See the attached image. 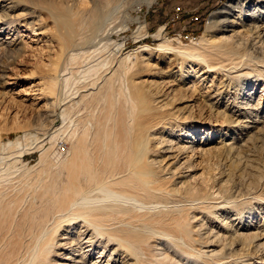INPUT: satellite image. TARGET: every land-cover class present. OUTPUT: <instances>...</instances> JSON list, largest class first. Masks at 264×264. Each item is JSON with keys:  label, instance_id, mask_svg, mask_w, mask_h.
<instances>
[{"label": "bare ground", "instance_id": "1", "mask_svg": "<svg viewBox=\"0 0 264 264\" xmlns=\"http://www.w3.org/2000/svg\"><path fill=\"white\" fill-rule=\"evenodd\" d=\"M253 1L261 7L259 10H256V13L261 12L260 10L264 9V0ZM74 4V0H0V46H4V49L6 46L9 47L8 50L10 56L8 57L11 59L20 56L23 52L22 45L17 41H14L16 38L15 36H13L15 38L12 40L11 38L6 37V34L11 31L13 27L19 24L21 25L22 23L31 25L32 27L33 25H36L37 22L41 20L40 17L34 16L36 11L46 12L53 22L59 43V54L56 55V61L54 62L53 68L50 70L52 76L46 85V92L51 96L50 99L53 100L51 104H56L60 108V115L63 120H66V116L71 108L75 109V107H78L81 103H85L88 99L90 101L94 96L100 97V100L102 98L105 100L107 97L108 100H110L109 97L112 96L111 94L114 92L113 89L115 88L112 86V78L120 67L122 61L130 59L128 56L125 58L121 57V60L112 64L107 70L105 69L106 71L104 70L105 72L99 75L96 81L88 84L86 83L84 84V87L83 85L81 86L82 89L76 90L72 93L68 86L72 77L71 74L74 73L75 70V60H77L80 55L81 57H86L90 56L88 54L96 52L95 50L90 53L88 51L87 54L84 50L93 48L98 40H102L103 36H105L104 33L107 32V29L105 28L107 25H105V23L110 20L109 18L113 14V11L118 8V5L113 6L114 4L109 6V4H111L110 0H103V5H101V7L92 8L91 16L84 20V25L83 22L81 25L79 24L78 18L80 13L74 10ZM233 9L234 7H232V5H225L221 11L216 12L212 16L209 23L210 27H208L209 30H217L227 35L222 34L218 39L207 42L206 45H203V43H205V37H201L193 44L194 47H172L170 45L159 44L157 48H153V50L156 52L166 51L167 53H174L177 56L185 57L187 60L203 63L208 71H220L219 73L228 78L242 77L243 75H233L229 72L230 69H235L234 71L238 73L243 67L249 68L248 64L250 61H257V57H262L264 55V50L262 48L250 44L254 52L253 54H255L256 57L249 61H245L246 54L241 51L242 48L240 45L242 43L240 42L241 38H243L242 33L256 34L259 33L262 28L260 26L248 25L245 26V30L242 29V31H236L237 23L233 20H229L227 17L230 12L234 13ZM82 13L84 12L82 11ZM244 16L246 15L242 14V17ZM239 24L240 23H238V25ZM79 26L87 27L86 32H88V34L79 36L80 33L78 35V30L76 31V27ZM159 35L160 31L156 34V37L158 38ZM261 38L263 37L261 36ZM244 43H242L243 46ZM149 50L152 49L149 48ZM253 63L255 64V62ZM257 65L255 64V66ZM99 67L100 66H92L90 67L91 69L88 68L91 72L96 73ZM99 69L101 70V68ZM231 74L233 76H231ZM226 79L227 78H225V80ZM235 86H237V84ZM224 87L226 86L224 85L222 89ZM229 89L231 88L229 87L228 90ZM124 94L126 101L129 100L131 104L128 111V119L125 123L118 118V122H115V127H110L111 129L109 130L106 129L107 127L103 128V122L100 120L98 122L96 121L97 123H95L97 126L94 130L91 129L87 131L91 135L90 138H88L89 134H87V132H85L86 134L84 133L77 136L74 131L75 133L72 137L69 133L67 136L68 139L71 140V144H69L71 145L69 148V156H63V160L61 159L62 161L59 160L62 158L61 152L57 154L55 151L54 154L46 156V160L43 161L46 164L44 163V165H42V170L39 172L41 176L37 175L36 180H34L32 184H28L27 182L29 181H25V174H21V177L17 176L19 179L18 181H22V183L21 185L19 184V188L18 186L16 187L18 188L17 191H14L15 193L17 192L16 194L13 193L14 195L12 197L10 196L11 198H9V195L7 196L9 200H7L8 198L4 193L0 192V198L3 199V201L0 200V230L5 232L4 228L7 227V224L11 225L12 222L14 223L15 216L17 215L14 214L13 216V208H16L17 206L20 208L21 204L28 199V196H31L28 188L35 189L34 192H36L37 189H43L47 184V180L45 179L46 181H44L42 178L47 175L55 176L57 178V174L52 172L53 169L51 170L52 165L48 159H55V161L53 160L54 162H57V160L62 162L60 164L61 170L59 169L60 171L58 172L60 178L58 182L59 184L57 185L53 182L52 185L47 184V187L44 188V192L42 191L36 196L41 200L40 203L42 204L39 207H35L29 205V202L28 205L26 204L27 208L24 213H22L23 211L21 212L24 215V221L28 218L29 222L27 223V226L22 227V231L24 232L23 239L21 242H16L14 240L9 242L11 247L7 250L6 254H3L0 258V264H26L23 263V259L26 255L29 256L28 258H31V264H139L138 261L136 262L135 256L138 258L137 255L141 252L142 255L143 253H146L149 256H152V259L149 258L151 260H155V256L159 254L155 252L156 248H159L158 243L157 245L155 244L158 240L155 239L151 242L149 235L163 237V239L165 238L167 240L164 239L168 244L170 243V239H173V242L174 240H176L175 242H182L183 244L194 248L195 252L199 253L198 256H200L201 253L205 258H208V260L209 258H214V260L216 258L214 264H237L239 258L243 259V257L247 258V256L251 255L250 253L253 251L252 249L249 252L251 245H254V251H259L264 254V237L259 234L256 235L252 232V234L240 233L241 235L232 236L233 232L231 230V235H228L227 237L226 234L225 237L221 234V236H219L214 233L215 231L213 232L211 230L202 232L203 225L207 222L205 224L203 222L202 224L201 214H203V216L206 214L214 216L215 222L218 223L219 227L224 229L228 228L226 221H222L221 213L219 212L225 210L228 205H236V202H239L236 201L237 198L239 199V191L237 194L236 187H231L229 184L232 189L228 191L225 190V187L228 186V176L230 175L219 174V176L216 175L218 177L213 176L210 178V183H208V185H210H207L204 190L205 193L194 192V182H189L191 179L189 181L184 180L192 175L191 172L193 168H189L188 166L190 165L188 163L193 159L198 158L199 154H205L207 152H226L229 153L230 157V153L235 154L236 152V148H233L232 146L234 143L231 145V142H225L223 143V146H220L219 148L197 150L193 147V142L191 145L186 144L187 146H179L174 142H166L159 136L158 132L160 130L169 129L173 119L168 120L172 118V115L171 117L168 115V118H164V111H166V105L164 103L165 96L162 95L160 90L159 92L155 91V93L152 94L131 83L129 88L125 86ZM112 98L113 96L111 99ZM109 106L110 108L111 106H114L112 100ZM253 107H251V109ZM83 110H85V108ZM251 111L253 112V110ZM125 112L122 114L127 116L125 115ZM221 112H215L216 118L224 119L230 127L234 128L236 126H243L244 123L233 121V118L230 120L229 117H231V115L227 117L225 115L226 112L224 113L223 111L224 114ZM79 113L81 114L82 112ZM93 114L95 113L93 112ZM235 117L236 116H234V118ZM103 119L106 121L105 117H103ZM49 123V126L54 125L52 122ZM49 129H51V127ZM263 130L264 129L261 131ZM60 131H62L60 128H56L53 131L54 135L50 137V140ZM78 131H81V129ZM256 133L257 132H255L254 135L252 133L253 137ZM40 142H35L36 144L33 148L40 149L42 147ZM13 145H15V143ZM0 151H2L1 146ZM45 155L42 154L40 157H45ZM54 155L57 158L54 157ZM0 161H2L1 157ZM57 163L55 165H57ZM187 164L188 166L184 167ZM207 165L209 164L207 163ZM31 169L32 168H30V170ZM212 174L215 173L213 172ZM260 175L262 176L261 171L258 168H256V170L254 169L249 185L245 186V190L248 194L245 202H247L248 206H257L259 203L264 205V187H262L260 191L257 190L258 188L255 189L256 187H260ZM1 179L2 177L0 176V180ZM3 195L7 199H4ZM179 198H183L185 203H189V205L194 203L195 207L194 205H192L193 208L185 205L183 207H178L177 205H180L179 201L182 200ZM182 203L185 204L184 202ZM241 203L244 204L243 201L240 202V204ZM236 210L239 212L238 209ZM17 218L18 217H16V219ZM20 218L22 217L20 216ZM48 218L52 219L51 223H48ZM207 220L208 219H206V221ZM20 221L22 222L21 219ZM24 221L22 223H24ZM60 224L62 225L56 231V234L54 233L53 238L50 237L49 234L52 230ZM10 225L8 226L10 227ZM20 225L21 223H19V228L22 226ZM16 228L18 227L16 226ZM74 231L79 232L78 236L75 235L77 233L73 234ZM100 231H108L106 242L98 240L96 235L94 236V234L91 233H99ZM18 233L19 231L17 234ZM41 240H43L42 248H40ZM0 244L3 243L0 242ZM101 245H103L102 252L98 254V256H95L94 252L98 250ZM2 246L3 245H1V247ZM169 252L168 254L164 253L165 255L161 257H168V255H170ZM190 252L192 253L193 251ZM191 253H189V255H191ZM197 257L195 258L197 259ZM140 258L144 260L143 257ZM172 260L174 261L175 259ZM243 261L244 259L242 262ZM153 262L155 263V261ZM248 262L250 263V261Z\"/></svg>", "mask_w": 264, "mask_h": 264}, {"label": "rangeland", "instance_id": "2", "mask_svg": "<svg viewBox=\"0 0 264 264\" xmlns=\"http://www.w3.org/2000/svg\"><path fill=\"white\" fill-rule=\"evenodd\" d=\"M110 1L111 4H109V6H112L114 4L113 6L118 5V8L113 11V14L109 18L110 20L105 23L107 27L104 25L107 29V32L104 33L105 36H103L102 40H98L99 42L97 41L96 45L93 48L84 50L87 54L88 51L89 53L94 50L96 52L88 54L90 56H86L87 58L85 56L81 57L80 55V58L78 57L77 60H75V70L74 73L71 74L73 79L71 77L68 88L72 93H74L76 90L82 89V85L84 87V84L96 81L99 75L103 74V72H105L108 67H111L112 64L117 63V61L121 60V57L125 58L126 56H128L130 59H128L129 61H122L120 67L112 78V86L115 87L113 89L114 92L112 91L113 93L111 94L113 96L112 99V96L109 97L110 100H108V97L105 98V100H103V98L100 100V97L94 96L90 99V101L88 99V102L86 101L85 103H81L80 105H78V107H75V109L71 108L68 112V115L66 116V120L62 119L60 115V108L56 104H51L53 100L50 99L51 96L49 95V93L46 92V85L48 84L52 76L50 70L53 68L54 62L56 61V55L59 54L57 33L55 32V27L51 19L48 17L46 12L36 11V13H34V16L41 18V20L37 22L36 25H33L32 27L31 25L22 23L21 25H16V28L13 27V32L11 30L6 34V37L11 38V40L16 37L14 41H17L22 45L23 52L20 56H16V58L11 59L8 57L10 56L8 50L9 47L6 46L4 49V46H0V75L2 76H0V146L2 147V151H0V157L2 160L0 161V176L2 177V179L0 180V192L4 193L6 197L9 195V198L16 194L17 192L15 193L14 191H17L22 183V181H18V177H21V174H25V181H29L27 183L32 184L34 180H36L37 175L41 176L39 172L42 170V165H44L45 163L43 161L46 160V156L54 154L55 151L57 152V154L59 152L62 153V158H60L59 160H63V156H69V148L71 147V145H69L71 144V140L67 137L69 133L72 137L75 132L77 136H79L91 129L94 130V128L97 126L96 123L99 120L103 122V128L107 127L106 129L109 130L112 127H115V122H118V118H120V121L125 123L128 119V111L129 107H131V104L129 100L126 101L125 99L124 88L125 86L129 88L131 83H133L137 87L147 91L148 93L153 94L155 93V91L159 92L160 90L162 95L165 96V101H167H164L166 105L164 118H168V115H170L171 117L172 115V118L168 120L173 119V121L170 126L171 128L169 127L170 130L164 129L160 130L158 133L159 136L166 142H174L179 146H187L186 144L191 145V143L193 142V147L197 150H208V148L215 149L217 147L219 148L220 146L222 147L223 143L225 142H231V145L234 143L232 146L233 148H236V152L235 154L230 153V157L229 153L226 152H207L205 154H199L198 158L190 161L188 164L192 167L188 166V164L184 166L193 168L191 172L192 175L187 179L185 178L184 180L189 181L190 179H193L189 182H194V184L192 183L194 186V192L197 191L198 193H205L204 190L206 189L208 183H210V178H212L213 176L218 177L219 174L231 176H228L230 182L228 181V186L225 187V190L228 191L232 189L231 187H236L238 189H236L237 194L239 191V199H236V201H239L236 202L237 206L235 204L230 206L228 205L225 210L219 212L221 213L222 221H226L228 228H230L224 229L222 227H219L218 223L215 222L214 216H210L209 214V216L207 214L203 216V214H201L200 216L202 219V224L203 222L204 224L207 222L205 225H203L202 232L211 230L213 232L215 231V234L225 237L226 234L227 237L228 235L230 236L232 232V236L247 233L252 234L253 232V234H259L260 236L264 237V205L259 203L257 206L254 204V206H248L247 202H245L246 197H248L245 186L249 185L252 173L254 169L256 170V168L261 171L262 176L260 175V187H256L255 189L258 188L257 190L260 191V189L264 187V130L261 131L262 129H264V55L262 57L259 56L260 59L263 58L261 60L259 59V57H257V61H250L248 64L250 69L241 67L242 69L239 70V68L238 73L234 71L235 69H230L229 71L233 75H243L244 77L242 76L240 78H228L219 73L220 71H208L203 63L187 60L185 57L177 56L174 53H167L166 51L156 52L153 50V48H157L159 44L170 45L172 47H192L193 44L197 42L198 38L201 37H205V43H203V45H206L207 42L218 39V37L222 36V34L227 35L217 30H209L208 27H210L209 23L212 19V16L216 12L221 11L225 5H232V7H234V13L230 12L227 17L229 18V20H233L237 23L236 31H242V29L245 30V26L248 25L260 26L262 28V30L256 34L246 32L242 33L243 38H241L240 42L244 43L245 41L244 46L245 44L246 46L244 47L241 43V51L246 54L245 61H249L256 57V55L253 54L254 52L250 44H253L255 47L259 46L264 50V9L260 10L261 12L256 13V10H259L261 7L257 5L253 0ZM74 3V10L80 13L78 17L79 24L82 25L83 22L84 25V20H86V18L88 19V17L91 16L92 8L101 7V5H103V0H74ZM82 11L84 13H82ZM242 14L246 16L242 17ZM191 16H198L199 21L189 23V18ZM238 23L240 24L238 25ZM86 28L80 26L76 27V31L78 30V35L79 33V36L88 34V32H86ZM159 31L160 35L157 38L156 34ZM187 33H191L192 35V40L190 42L180 41L178 39V34L184 36ZM261 36L263 38H261ZM149 48H151L152 50H149ZM253 62L258 65L255 66ZM92 66H100L99 68H101V70L98 68L96 73L91 72L90 67ZM232 74L231 76H233ZM225 78L227 79L225 80ZM222 84L223 86H226L223 89ZM236 84L237 86H235ZM228 86L231 89L228 90ZM111 100L113 101L114 106H111L110 108L109 105ZM251 107L256 109H251ZM84 108L85 110H83ZM251 110H253V112ZM92 111L95 114H93ZM217 111H222V114L226 112L225 115L227 117L231 115V117H229L230 120H232L233 118V121H240L244 123L243 126H236L234 128L230 127V125H227V122L224 119L216 118L215 112ZM79 112L82 113L80 114ZM124 112L127 116L123 115ZM74 113L78 116V118ZM234 116H236V120ZM103 117H105L106 121H104ZM82 120L87 122H84ZM49 122H52V124L54 125L49 126ZM50 127L51 129H49ZM56 128H60L62 131L58 132V134L50 140V137L54 135L53 131ZM80 129L81 131H78ZM254 131L257 133L253 137V135L255 134ZM87 134H89V132H87ZM90 137L91 135L89 134L88 138ZM37 141L42 145L40 149L33 148ZM12 143H15V145H13ZM210 146L214 147L211 148ZM42 154L45 155V157L43 156L44 158L40 157ZM221 154L223 157L221 156ZM55 155L54 157H56ZM53 160L55 161V159ZM53 160L48 159V161L52 165L51 170L53 169L52 172H55L57 174V178L55 176L47 175L46 177L42 178V180H47L46 183L50 185H52V182L58 185L60 179L58 172L61 170L60 164L62 163V160H57L58 163L54 162ZM56 163L57 165H55ZM207 163L209 165H207ZM30 168L32 169L30 170ZM213 172L215 174H212ZM200 182L202 183V185ZM47 184L45 187H47ZM229 184L231 187L229 186ZM17 186L18 188H16ZM44 188L40 190L37 189L36 192H34L35 189L28 188L29 194H31V196L28 194L30 197L28 196V199L24 201L23 204H21L23 208L21 206L20 208L19 206H17L18 208H13V216L14 214H17L15 216L14 223L12 222L11 225L7 224V227L4 228L5 232H2L0 230V242L3 243L0 244V248L2 249H0V258L3 256V254H6L7 250L10 249V241L12 242V240H14L16 242H21V240L23 239L22 237L24 235V232L22 231V227L27 226V223L29 222L28 218L24 221V215L22 213H24V211L26 210V206L29 202V205H33L35 207H39L42 204L40 203L41 200H39V198L36 196H38V194H40L42 191L44 192ZM3 197L4 199L8 198H6L4 195ZM9 198L7 200H9ZM179 199H182L181 201L185 203V200L183 198ZM0 200L3 201L2 198H0ZM181 201H179L180 205H177L178 207H183L184 205L192 207V205H194V203H192L191 205H189V203L183 204ZM242 201L244 202V204H240V202ZM236 209H238L239 212H237ZM17 211L19 214L17 213ZM20 216L22 218H20ZM16 217L18 218L16 219ZM49 218L47 221L48 223H51L52 219ZM20 219L22 220V222L24 221V223H22ZM206 219L208 220L206 221ZM19 223H21L22 225H20L21 228H19ZM62 224L55 227L49 234V236L53 238L54 233L56 234V231ZM8 225H10L11 228ZM16 226L20 230L16 228ZM88 228L92 230L90 227ZM214 228L217 229L215 230ZM8 229L10 230V232ZM18 231L19 233L17 234ZM237 231L239 234L237 233ZM78 233L79 232H73V234L77 236ZM91 233L94 234V236L96 235V238L98 240L106 242V235L108 231ZM151 236L152 235H149L151 242H153V240L155 239L158 240L155 242V244L157 245L158 243L159 248H156L155 252L159 254L155 256L156 258L154 257L155 260H151L152 256H149L146 253H143L142 255L141 252L137 255L138 258H136L135 256V260L136 262L138 261L139 264H144L145 262V264H160V262L161 264H214V262H216V258L214 260V258L212 257L213 259L209 258L208 260V258H205V256H203L201 253L200 256L202 257L198 256L199 253H196L194 248L187 246L182 242L177 241V243L175 242L176 240H174L173 242V239H170V243L168 244L166 243L167 240L164 238L166 240L165 241L163 237H160L158 235H153L154 237ZM16 239L19 240L17 241ZM1 245L3 246L1 247ZM102 246L103 245H101L98 250L94 252L95 256H98V254L102 252ZM42 247L43 240H41L40 242V248ZM252 249L253 251L250 253L251 255L247 256V258L243 257L244 263L242 262L243 259L239 258V263L236 260L237 264H264V254L259 251H254V245L250 246L249 252ZM190 251L193 252L191 253ZM163 252L165 254H168L169 252V260L167 256H164L165 259L164 257H161L165 255ZM189 253H191V255H189ZM28 257L29 256L26 255V257L24 258L25 260L23 259V263L31 264V258ZM140 257H143L144 260ZM195 257H197V259ZM172 259L175 260L173 261ZM178 259L180 262L178 261ZM206 259L208 262L206 261ZM146 260L151 261L152 263L147 262ZM153 261H155V263ZM175 261L178 263H176ZM248 261H250V263Z\"/></svg>", "mask_w": 264, "mask_h": 264}, {"label": "built area", "instance_id": "3", "mask_svg": "<svg viewBox=\"0 0 264 264\" xmlns=\"http://www.w3.org/2000/svg\"><path fill=\"white\" fill-rule=\"evenodd\" d=\"M199 21V17L198 16H196V17H190L189 18V23H192V22H198ZM178 39L180 40V41H187V42H190L191 40H192V35H191V33H187V34H185L184 36H182L181 34H178Z\"/></svg>", "mask_w": 264, "mask_h": 264}]
</instances>
